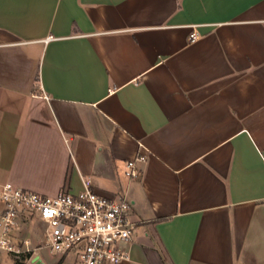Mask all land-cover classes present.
Returning <instances> with one entry per match:
<instances>
[{
	"label": "crops",
	"instance_id": "obj_1",
	"mask_svg": "<svg viewBox=\"0 0 264 264\" xmlns=\"http://www.w3.org/2000/svg\"><path fill=\"white\" fill-rule=\"evenodd\" d=\"M6 183L133 201L120 264H264V0H0Z\"/></svg>",
	"mask_w": 264,
	"mask_h": 264
},
{
	"label": "built area",
	"instance_id": "obj_2",
	"mask_svg": "<svg viewBox=\"0 0 264 264\" xmlns=\"http://www.w3.org/2000/svg\"><path fill=\"white\" fill-rule=\"evenodd\" d=\"M196 39L193 33L191 42ZM144 161V155L129 161L127 175L139 177L136 164ZM133 207L125 196H102L89 184L49 196L6 183L0 188V253L14 264H44L38 253L44 248L58 264H120L130 258Z\"/></svg>",
	"mask_w": 264,
	"mask_h": 264
},
{
	"label": "rangeland",
	"instance_id": "obj_3",
	"mask_svg": "<svg viewBox=\"0 0 264 264\" xmlns=\"http://www.w3.org/2000/svg\"><path fill=\"white\" fill-rule=\"evenodd\" d=\"M38 253L41 259L43 260L44 264H58V259L53 257L50 254L49 250L44 248L40 250ZM0 264H14V263L12 262L11 257H9L7 254L0 253ZM63 264H72V262L70 259H68Z\"/></svg>",
	"mask_w": 264,
	"mask_h": 264
}]
</instances>
